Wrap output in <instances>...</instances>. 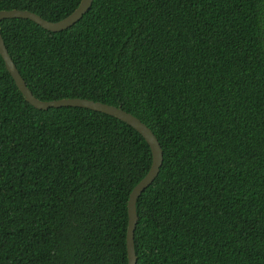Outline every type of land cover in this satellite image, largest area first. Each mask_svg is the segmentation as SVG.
Segmentation results:
<instances>
[{"label":"trees","instance_id":"trees-1","mask_svg":"<svg viewBox=\"0 0 264 264\" xmlns=\"http://www.w3.org/2000/svg\"><path fill=\"white\" fill-rule=\"evenodd\" d=\"M82 0H0L51 22ZM35 97L120 107L156 135L137 264H264V0H95L73 27L1 23ZM145 138L110 115L40 110L0 54V264H128Z\"/></svg>","mask_w":264,"mask_h":264},{"label":"water","instance_id":"water-1","mask_svg":"<svg viewBox=\"0 0 264 264\" xmlns=\"http://www.w3.org/2000/svg\"><path fill=\"white\" fill-rule=\"evenodd\" d=\"M95 0H82L81 5L68 17L58 21L51 22L44 19L43 16L32 12L30 10H2L0 11V30L1 23L8 19H28L36 23L43 29L50 32H61L73 27L77 22H79L91 9ZM0 54L3 57L7 70L16 82V85L25 96L26 100L35 108L40 110H48L50 108H62V107H79L86 108L93 111L101 112L112 117H115L123 122L127 123L138 131L149 144L153 160L151 168L148 174L139 182L138 185L132 190L129 202H128V214H129V224L127 230V249H128V264H137V254L135 250V230L138 222L137 214V202L142 193L150 187L154 181L157 179L161 167L163 165V150L160 142L154 132L143 123L138 117L133 114L123 110L120 107L113 105H108L99 101H92L82 98H67L53 101H42L34 96L32 91L27 86L25 80L21 76L19 70L17 69L13 59L11 58L8 49L5 45L3 36L0 31Z\"/></svg>","mask_w":264,"mask_h":264},{"label":"bare ground","instance_id":"bare-ground-1","mask_svg":"<svg viewBox=\"0 0 264 264\" xmlns=\"http://www.w3.org/2000/svg\"><path fill=\"white\" fill-rule=\"evenodd\" d=\"M139 200V199H138Z\"/></svg>","mask_w":264,"mask_h":264}]
</instances>
